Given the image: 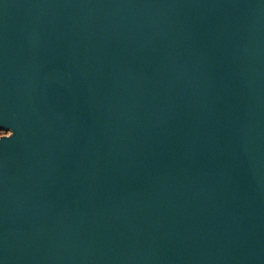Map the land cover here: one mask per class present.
<instances>
[{"label": "water", "instance_id": "1", "mask_svg": "<svg viewBox=\"0 0 264 264\" xmlns=\"http://www.w3.org/2000/svg\"><path fill=\"white\" fill-rule=\"evenodd\" d=\"M0 264H264V0H0Z\"/></svg>", "mask_w": 264, "mask_h": 264}, {"label": "rangeland", "instance_id": "2", "mask_svg": "<svg viewBox=\"0 0 264 264\" xmlns=\"http://www.w3.org/2000/svg\"><path fill=\"white\" fill-rule=\"evenodd\" d=\"M9 133H6V132H0V137L1 136H4V135H8Z\"/></svg>", "mask_w": 264, "mask_h": 264}]
</instances>
